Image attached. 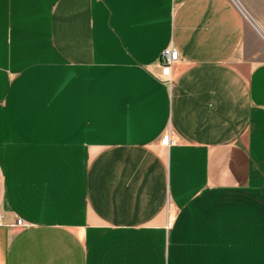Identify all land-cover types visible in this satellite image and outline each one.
Here are the masks:
<instances>
[{"label": "crops", "instance_id": "obj_1", "mask_svg": "<svg viewBox=\"0 0 264 264\" xmlns=\"http://www.w3.org/2000/svg\"><path fill=\"white\" fill-rule=\"evenodd\" d=\"M243 14L0 0V264H264V48Z\"/></svg>", "mask_w": 264, "mask_h": 264}, {"label": "rangeland", "instance_id": "obj_2", "mask_svg": "<svg viewBox=\"0 0 264 264\" xmlns=\"http://www.w3.org/2000/svg\"><path fill=\"white\" fill-rule=\"evenodd\" d=\"M239 8L248 14L249 20L245 22L255 33V45L257 47L264 48V39L252 28L248 21H251L254 25L259 26L264 31V0H233ZM244 9V10H243ZM244 15V14H243ZM244 17V16H243Z\"/></svg>", "mask_w": 264, "mask_h": 264}, {"label": "built area", "instance_id": "obj_3", "mask_svg": "<svg viewBox=\"0 0 264 264\" xmlns=\"http://www.w3.org/2000/svg\"><path fill=\"white\" fill-rule=\"evenodd\" d=\"M180 60V55L178 50L173 46L170 45L167 48H165L159 57L158 60V66L160 68V79L166 80L171 76L172 68L175 64H177ZM167 142L169 144L173 143V140L169 137L167 139ZM175 215L174 212L170 214V217L173 218ZM3 215L0 214V225L2 224ZM17 226H23V221L21 219H18L16 221Z\"/></svg>", "mask_w": 264, "mask_h": 264}, {"label": "bare ground", "instance_id": "obj_4", "mask_svg": "<svg viewBox=\"0 0 264 264\" xmlns=\"http://www.w3.org/2000/svg\"><path fill=\"white\" fill-rule=\"evenodd\" d=\"M235 3V2H234ZM236 4V3H235ZM237 5V4H236ZM238 6V5H237ZM238 8H239V6H238ZM240 9V8H239ZM244 10V9H243ZM240 11L242 12V14L244 13V16L247 18V20H249V18H248V14H246V12H244V11H242L241 9H240ZM249 22H251V21H249ZM252 25H253V27L254 28H256V30L261 34V36L264 38V31L259 27V26H256V25H254L253 23H252Z\"/></svg>", "mask_w": 264, "mask_h": 264}]
</instances>
